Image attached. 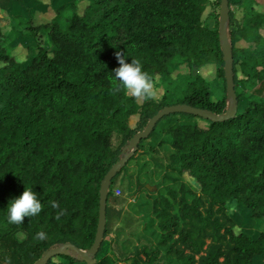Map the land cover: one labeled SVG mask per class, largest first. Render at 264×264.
<instances>
[{
  "label": "trees",
  "instance_id": "obj_1",
  "mask_svg": "<svg viewBox=\"0 0 264 264\" xmlns=\"http://www.w3.org/2000/svg\"><path fill=\"white\" fill-rule=\"evenodd\" d=\"M77 2L69 6L66 25L60 24L64 6L47 24L19 19L38 42L26 61L11 46L23 33L13 28L5 35L0 28V264H35L67 243L89 250L102 181L163 108L187 104L227 112L220 24L207 22L219 18L221 0H88L82 9ZM229 2L236 116L222 122L166 116L129 161L139 151L156 155L169 147L165 169L176 180L192 178L200 190L181 183L178 190L165 186L155 193L149 226L158 243L148 239L126 256L113 246L114 256L98 259L104 239L96 264H255L264 258V232H237L229 216L236 202L264 220V97L256 94L240 112L246 95L240 85L256 93L264 82V6ZM176 58L192 70L215 68L222 96L214 101L211 82L201 74L186 88L174 86L170 66ZM156 80L165 84L160 99L146 90ZM132 117H138L135 127ZM126 168L112 181L108 221L118 200L115 180ZM56 257L58 264L83 262L75 253Z\"/></svg>",
  "mask_w": 264,
  "mask_h": 264
},
{
  "label": "rangeland",
  "instance_id": "obj_2",
  "mask_svg": "<svg viewBox=\"0 0 264 264\" xmlns=\"http://www.w3.org/2000/svg\"><path fill=\"white\" fill-rule=\"evenodd\" d=\"M75 2L79 3L78 7L82 9L88 3V0H25V2L21 4H16L9 0H0V28L3 30V33L8 35L13 28H16L23 33V36H20L16 41H14V44L11 45L15 48L14 54L19 61H26L28 55H35L37 53L38 44L34 37L28 35V28L24 25H19V19H31V23L34 26L47 24L57 17L58 9L64 6L66 9L62 12L60 24L66 25L72 15V10H69V6ZM234 10L238 11L237 7H234ZM208 13L209 10L205 13V18H207ZM213 17L215 16L213 15ZM207 22L213 27L219 23V18H208ZM39 38L40 43L50 49L44 39H42V37ZM239 46H245V44L240 43ZM170 69L173 72L172 83L174 86L186 88L192 76L201 74L209 82H211L214 101H216L223 94V91L217 81L215 68L213 67L210 70H198L197 68L192 70L182 58H176L172 62ZM239 77L243 78L240 73ZM240 86L241 89L246 92V95L242 100V104H240V112H242L246 105L254 99L253 96L256 94L264 97V82L258 84L259 91L257 90L256 93L254 92L255 88H247L244 84H241ZM146 90L152 91L153 96L160 99L165 92V84H161L159 80H156L154 83L148 84L146 86ZM130 93L135 94L136 92L131 89ZM142 101L143 96H140L139 102L142 103ZM231 108L232 101L230 100L227 110H230ZM136 120H138V117H132L130 119V124L133 127L136 126ZM114 142L116 146L118 142L116 140ZM170 153L171 149L169 147H163L157 153L158 158L156 159L152 154L145 155L143 151H139L136 156L140 154V157H138V159H136V157L134 160L129 162L125 171L118 179L115 180L113 193L114 190H120L122 192V196L117 197L118 200L113 203L114 205L110 211V221H108L109 235L105 239V246L103 247L102 253L98 256V259H101L105 253L111 252L113 255V246L118 248V252L121 256H126L134 254L138 246L141 248L143 245L147 244L148 239L158 243L159 236L153 228L154 225L151 227V230H145V227L152 224L154 221L151 215V203L156 196L155 193L164 190L165 186H173L178 190L181 183H183L192 190H200L199 184L192 178L185 177L181 180H176L178 177L169 173L165 169V166L169 161ZM157 156L155 155V157ZM134 161H137V163H134ZM137 194L140 195L139 200L134 205H126L129 199ZM125 205L128 207L126 210H124ZM115 208L119 209V214L121 215L122 212H124L122 216L120 215L121 218H126L128 216L135 218L130 230L125 227L123 228V223L117 221L119 219H114L113 211ZM137 215L141 216L140 219L136 217ZM229 216H231L236 222L237 232H240L241 230H244L249 234L264 232V220L257 221L253 219L251 211L243 206H240L236 202L231 203ZM144 234L146 235L145 238L140 241ZM54 260L52 264L59 263L58 257H54ZM67 263L68 262H65L64 264ZM79 264L86 263L81 262ZM255 264H264V258L257 257L255 259Z\"/></svg>",
  "mask_w": 264,
  "mask_h": 264
},
{
  "label": "water",
  "instance_id": "obj_3",
  "mask_svg": "<svg viewBox=\"0 0 264 264\" xmlns=\"http://www.w3.org/2000/svg\"><path fill=\"white\" fill-rule=\"evenodd\" d=\"M230 2L229 0H221L220 6V41L222 43V51L224 56V73L226 79V91L228 100L232 101V108L227 110L223 115H218L210 111L193 107L187 104H179L166 106L158 114H156L147 124L146 128L138 132L129 142V144L123 149L124 157L112 166L101 184L100 189V207H99V220L97 226L96 237L92 247L89 250H81L72 243H67L62 247L52 248L44 252L41 259L35 264H49V261L56 256H68L71 253L78 255L86 264H96L97 256L102 247L107 231V204L112 186V181L117 175L127 166L130 159L136 154L139 149V144L143 140H147L153 133L159 121L164 117L172 114H192L199 116L206 120H212L213 122H222L236 116L238 112V97L236 93L235 72H234V54L229 36L227 33L228 23L230 20Z\"/></svg>",
  "mask_w": 264,
  "mask_h": 264
},
{
  "label": "crops",
  "instance_id": "obj_4",
  "mask_svg": "<svg viewBox=\"0 0 264 264\" xmlns=\"http://www.w3.org/2000/svg\"><path fill=\"white\" fill-rule=\"evenodd\" d=\"M260 4H262L263 6H264V0H257ZM137 121V120H136ZM137 123V122H136ZM132 126V125H131ZM133 127V126H132ZM140 155V154H139ZM136 156L137 158L136 159H138V157H140V156ZM156 156H157V154H156ZM153 157L154 158H158V156L157 157H155V155H153ZM146 158H148V157H146ZM147 160V159H146ZM137 163V161H134V163ZM130 167V166H129ZM122 179V178H121ZM142 192V191H141ZM140 192V193H141ZM139 198H140V195L139 194H137V195H135V196H133V197H131L130 199H129V201H128V203L126 204V205H134L138 200H139ZM125 205V207H124V210H126L128 207ZM124 214V212H122V215ZM113 215H114V219H119V220H117V221H120V223H123V228L125 227L126 229H128V230H130L131 229V227H132V225H133V222H134V220H135V218H131V216H128V217H126V218H121V214H119V209L118 208H115V210L113 211ZM121 215V216H120ZM138 219H140V217L141 216H136ZM110 221V220H109ZM148 229H150L151 230V226H149V225H147L146 227H145V230H148ZM155 230V229H154ZM128 233V232H127ZM146 234V233H145ZM144 234V236H142V238L140 239V241L141 240H143L144 238H145V235ZM112 236H113V234H112ZM149 236V235H148ZM106 239V238H105ZM105 246V243H104V245H103V247ZM116 250L118 251V248H116ZM106 255H111V256H114V255H112L111 254V252L110 253H105Z\"/></svg>",
  "mask_w": 264,
  "mask_h": 264
},
{
  "label": "built area",
  "instance_id": "obj_5",
  "mask_svg": "<svg viewBox=\"0 0 264 264\" xmlns=\"http://www.w3.org/2000/svg\"><path fill=\"white\" fill-rule=\"evenodd\" d=\"M114 195L116 197H120V196H122V192L120 190H114Z\"/></svg>",
  "mask_w": 264,
  "mask_h": 264
}]
</instances>
